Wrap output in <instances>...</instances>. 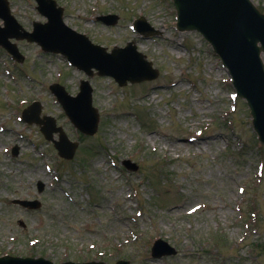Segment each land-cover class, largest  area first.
Instances as JSON below:
<instances>
[{"label":"rangeland","instance_id":"rangeland-1","mask_svg":"<svg viewBox=\"0 0 264 264\" xmlns=\"http://www.w3.org/2000/svg\"><path fill=\"white\" fill-rule=\"evenodd\" d=\"M56 1L64 6L65 22L94 42L108 49L136 43L160 78L119 87L93 77V103L101 119L71 160L60 159L40 134L34 137L37 146L28 143L10 158L3 147L16 137L13 130L20 124L13 120L20 101L42 99L48 84L61 79L73 91L82 74L67 70L58 78L54 64L38 58L33 44H20L28 55L23 67L12 65L0 50V125L10 130L0 132V254L44 255L55 262L264 264V146L256 141L244 101L229 100L233 89L223 81L226 73L210 46L198 33L175 30L171 0ZM253 1L264 10V0ZM10 2L20 22L42 20L31 0ZM95 13H115L118 24L86 20ZM139 15L161 35L144 40L134 35L128 20ZM170 79L177 84L155 87ZM45 101L44 111L71 135L72 127L49 98ZM198 129L205 136L187 141ZM127 157L137 171L120 165ZM37 180L45 183L40 194ZM29 195L41 199L38 212L10 202ZM196 205L200 208L189 214ZM246 223H257L258 234L251 231L244 239ZM219 231L226 239L220 255L213 242ZM35 237L39 241L30 244ZM158 237L179 254L152 260L149 246ZM247 239L261 240L257 255Z\"/></svg>","mask_w":264,"mask_h":264},{"label":"water","instance_id":"water-1","mask_svg":"<svg viewBox=\"0 0 264 264\" xmlns=\"http://www.w3.org/2000/svg\"><path fill=\"white\" fill-rule=\"evenodd\" d=\"M42 2L47 6H51V3L46 0H42ZM176 3L179 10L181 29L198 28L214 44L216 51L223 56L225 63L234 75L239 94L248 99L254 128L260 140L264 142V75L258 59L260 49L256 45L257 40H260L264 48V18L256 12L247 0H176ZM41 10L48 13L42 8ZM0 16L5 19L6 23V28L0 29V42L7 44L6 39L8 37L18 36V34L2 1H0ZM55 21V15H51V22ZM45 26H48V24ZM48 33L54 40L59 42L51 43L45 37L38 38L46 49H58L79 66L87 69L95 66L101 72L114 75L120 82L130 78L129 74H119L112 66L102 64L101 58L105 59L108 56L103 54L99 48L91 47L84 39L80 40L81 45L84 49H91L90 51L98 56L99 62L96 59L85 60L83 53H78L66 43L64 39L65 32H61L59 36L49 30ZM35 39L37 38L35 37ZM63 98L66 103L69 102L66 97L63 96ZM77 101V106L81 109L84 108L95 122V115L89 108L88 92L85 88H83V92L77 98ZM69 112L73 120L78 122L77 112L71 108H69ZM71 152H73V149ZM158 253L155 252V254ZM163 253H167V251H163ZM0 264L50 263L42 259H9L0 260ZM117 264L128 263L119 261Z\"/></svg>","mask_w":264,"mask_h":264}]
</instances>
